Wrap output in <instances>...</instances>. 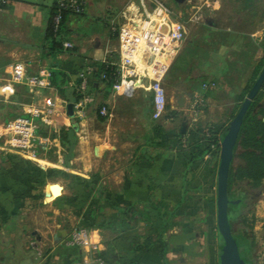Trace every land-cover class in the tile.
<instances>
[{
  "label": "crops",
  "instance_id": "obj_1",
  "mask_svg": "<svg viewBox=\"0 0 264 264\" xmlns=\"http://www.w3.org/2000/svg\"><path fill=\"white\" fill-rule=\"evenodd\" d=\"M59 1L6 0L1 5L0 82L9 78L15 61L26 62L29 74L46 67L50 74L46 85L36 92L32 104L21 105L39 109L44 96L66 107L73 103L74 85L82 72L87 91L73 103V117L66 119L69 126L76 121L75 140L80 119L91 116L92 105L101 103L108 114L100 119L105 130L96 147L97 160L110 149L123 148L126 154L112 159L118 166L111 172L84 170L75 175L71 173L72 158L57 138H50V143L65 153L55 160L37 158L49 165L0 150V264H71L79 260L78 248L67 243L71 222L45 220L41 205L53 208L54 213L65 212L70 215L68 220L74 217L80 226L89 228L107 264H219L222 239L216 227V156H200L198 152L194 156L187 145L188 134L174 124L177 118L168 117L165 111L156 115L152 99L144 115L133 107L134 94L127 97L112 86L99 81L95 84L96 63L107 59H113L115 65L119 62L117 27L121 14L137 6L151 15L154 2L80 0L82 13L64 18L73 47H62L51 55L45 35ZM257 2L260 14H264V0H244L242 6ZM229 11L226 9L221 17L227 23L208 27V34L244 36L252 42H256L253 37L257 34L256 40H261L264 24L252 31L242 30L229 23ZM172 52L166 62L163 59L165 63L176 51ZM20 87L24 86L17 85L9 103L19 104ZM80 101L82 104L75 107ZM141 115L146 118L136 124ZM198 137L205 144L203 136ZM82 161L87 165L86 157ZM36 168L59 172L41 178ZM57 173L64 174V179H58Z\"/></svg>",
  "mask_w": 264,
  "mask_h": 264
},
{
  "label": "rangeland",
  "instance_id": "obj_2",
  "mask_svg": "<svg viewBox=\"0 0 264 264\" xmlns=\"http://www.w3.org/2000/svg\"><path fill=\"white\" fill-rule=\"evenodd\" d=\"M201 1L187 0L183 4H176L169 0H163L174 15L184 23L185 38L173 57L168 60V69L159 81L143 78L138 73L133 76L135 82L134 95L131 97L133 107L145 115L146 101L150 102L152 99L153 105V89L155 86H161L165 97L164 113L167 115L172 111L180 113L173 117L177 118V122H173L177 123V127L183 126V132L188 136L192 132L196 135H203L208 134L211 130L219 132L223 128H228L230 121L237 113L264 66L263 35H261V40H256V34L253 37L256 42H252L250 38L244 36L214 37L208 34V27L214 26L216 23H227L221 17L223 18V14L228 8L229 16H231L230 24L242 30L252 31L256 26L264 24V19L260 18L262 15L264 16V14H260V4L258 2L251 3L246 8L242 6L244 0H217V2L208 0L206 3L200 4ZM240 9L243 10L240 12ZM238 17L241 19L239 20ZM171 53H173L172 50L169 55ZM176 56L177 61L175 60ZM19 85L24 86L20 87L18 91L19 104L9 103L12 98L8 101L0 100V124L19 115L32 114L36 110L35 107L24 108L21 104L26 102L32 104L36 92L41 87L30 90L27 85ZM260 91L258 106L264 107V88ZM43 98L44 96L41 103H43ZM97 105H92L91 116L80 119L83 124L79 123L81 125L78 129L79 136L75 140L76 147L73 146L70 156L72 158V174L79 175L78 173H82L84 170L111 172L118 166L117 163H112V159L126 154V149L123 148H116L113 152L110 149L106 153L100 154L103 157L97 160L96 147L105 130V124L96 115ZM56 108V115H53L51 121L45 124L48 126L49 133H63L70 127L66 122V119L70 117L66 113L64 103L58 102ZM144 115L136 118V124L143 122V118H146ZM115 135L116 138H121L118 133ZM107 137H109L108 140H111L109 131ZM118 139L116 143L119 144L120 140L118 141ZM50 140L52 139L49 138L42 144H37L36 160L40 164L49 165L47 161L37 158L46 156L50 160H55L59 154L65 153V150L53 147ZM184 140L187 139L184 138ZM219 150L216 155L217 166ZM8 153L21 156L15 151H9L6 154ZM83 156L88 160L87 165L82 163ZM57 178L64 179V174L57 173ZM55 186L58 187V185ZM245 204L240 220L241 225L245 226L253 237L252 258L254 264H262L264 260V179L261 181L258 191L247 195ZM52 209L41 205V217L61 224L68 225L71 222L69 235L75 229L82 227L74 217L68 220L69 214L62 211L54 213ZM237 225L238 222H234L233 227L235 228Z\"/></svg>",
  "mask_w": 264,
  "mask_h": 264
},
{
  "label": "built area",
  "instance_id": "obj_3",
  "mask_svg": "<svg viewBox=\"0 0 264 264\" xmlns=\"http://www.w3.org/2000/svg\"><path fill=\"white\" fill-rule=\"evenodd\" d=\"M6 0H0V7ZM154 10L151 15L142 13L137 6L126 9L121 14L118 33L119 62L116 64L118 78L112 85L117 93L131 97L134 94L135 74L159 81L165 74L168 63H165L170 50L177 51L185 38L186 28L161 0H152ZM68 10L80 14L83 10L80 0H60L53 16L56 28L62 12ZM64 48H72L69 41L63 42ZM164 59V61H163ZM153 72V73H152ZM46 67L38 69L36 74L28 73V64L15 61L10 66L9 78L0 82V100L8 101L16 93L19 84L27 85L30 90L45 86V79L49 77ZM80 80L78 89L87 91V81L84 74H78ZM82 101V100H81ZM78 102V107L82 102ZM57 104L55 98H43V107L32 114L16 116L0 124V149L6 154L15 151L21 156L36 159L37 144H42L47 137L37 134L39 123L48 124L51 117L56 115ZM165 107L164 90L161 86L153 89V109L156 115L162 113ZM100 114L106 116L108 109L101 107ZM42 147H44L42 145ZM67 243L78 248L80 258L71 264H107L101 255L98 243L92 238L91 231L85 227L75 229L68 237Z\"/></svg>",
  "mask_w": 264,
  "mask_h": 264
},
{
  "label": "trees",
  "instance_id": "obj_4",
  "mask_svg": "<svg viewBox=\"0 0 264 264\" xmlns=\"http://www.w3.org/2000/svg\"><path fill=\"white\" fill-rule=\"evenodd\" d=\"M56 8L57 4L54 6L50 15L45 35L48 42L49 53L51 55L63 47L64 41H69L67 38L69 30L64 23V18L66 14H74L68 10H64L62 12L61 20L55 28L53 24V16ZM115 67L116 65L113 63V59H107L106 61L96 63L94 75L98 79H96L95 84H98L99 81L110 88L118 78ZM79 82L80 80L77 79L74 85V98L71 99L73 103L85 95V92H81L78 89ZM92 87H94V85H92ZM262 88H264V81L260 89L262 90ZM260 89L254 96L243 117L234 147L233 158L228 174L229 198H232L234 192L237 190L244 191L247 195L258 191L260 183L264 179V107L258 106L261 96ZM149 104L150 102L146 101L145 108H148ZM102 106L103 104L101 103L97 105L96 115L99 119L105 117L100 114ZM176 115V112L172 111L168 114V117H174ZM75 128L76 121H73L71 126L65 129L63 133H49L48 126L40 122L37 134L42 137L57 138L61 146H64L67 150V156L70 157L75 144ZM226 131L227 128H223L219 132L211 130L208 134H203L202 136L205 144L199 141L200 137L192 132L188 137L189 143H187V145L190 147L194 156H197V152L200 153V156L206 153L214 154L216 156L220 147V141ZM179 136H181L180 133ZM36 169L41 175V178L59 172L58 169H47L46 171L39 168ZM245 205L246 204L243 202L236 205L230 204L228 215L232 226L233 236L236 238L241 254H245L251 264H254L252 258L253 237L250 235L248 229L241 225L240 221ZM234 222H238V225L235 228L233 227ZM262 264H264V260Z\"/></svg>",
  "mask_w": 264,
  "mask_h": 264
},
{
  "label": "water",
  "instance_id": "obj_5",
  "mask_svg": "<svg viewBox=\"0 0 264 264\" xmlns=\"http://www.w3.org/2000/svg\"><path fill=\"white\" fill-rule=\"evenodd\" d=\"M176 4H183L187 0H173ZM264 81V66L260 71L257 79L253 83L246 97L242 101L237 113L230 121L226 133L220 141L219 162L216 173V227L222 239L220 254L218 257L219 264H251L245 254H241L236 238L233 236L232 226L229 221V205L238 204L241 199L229 198L228 195V174L233 158L234 147L237 141L243 117L257 94ZM66 113L73 117V103L66 105ZM183 132V126L180 128Z\"/></svg>",
  "mask_w": 264,
  "mask_h": 264
},
{
  "label": "flooded vegetation",
  "instance_id": "obj_6",
  "mask_svg": "<svg viewBox=\"0 0 264 264\" xmlns=\"http://www.w3.org/2000/svg\"><path fill=\"white\" fill-rule=\"evenodd\" d=\"M232 198L241 199L239 203L241 202L245 203V200L247 199V193L241 190H237L234 192Z\"/></svg>",
  "mask_w": 264,
  "mask_h": 264
}]
</instances>
